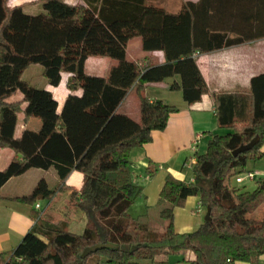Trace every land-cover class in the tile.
<instances>
[{
	"label": "trees",
	"instance_id": "16d2710c",
	"mask_svg": "<svg viewBox=\"0 0 264 264\" xmlns=\"http://www.w3.org/2000/svg\"><path fill=\"white\" fill-rule=\"evenodd\" d=\"M34 3L40 12L28 13L23 5L0 0V148L23 156L0 169V197L10 179L32 168H55L62 189L78 170L84 180L73 198L87 224L81 234L61 225L42 232L32 229L13 252L0 253V264H141L162 251L187 250L195 253L192 264L257 262L264 255V176L253 191L232 187L230 180L246 173L249 161L264 157V72L252 78L248 90L218 97V123L228 132L212 134L207 152L197 157L194 181L167 176L159 198L163 231L129 214L143 192L134 182L130 159L133 149L150 143L153 131L164 130L180 111L151 100L147 84L179 75L180 82L171 83L170 89L182 91L189 104L201 101L209 87L196 54L264 37V0L187 1L177 13L148 0ZM135 37H142L144 50L163 51L164 62L143 66L132 60L127 45ZM92 56L115 60L108 75L87 72ZM35 64L42 65L53 86L64 73L71 74L70 89L79 87L82 95L69 94L60 111L51 90L24 79ZM133 90L140 100L139 121L120 111ZM18 92L24 98L11 101ZM21 113L26 125L38 119L40 129L26 128L16 136ZM257 135L254 148L233 155ZM55 193L41 179L18 199L35 203ZM191 196L211 207L212 219L181 233L175 227L176 208ZM108 243L115 247L82 257L87 247Z\"/></svg>",
	"mask_w": 264,
	"mask_h": 264
},
{
	"label": "crops",
	"instance_id": "0c3cea01",
	"mask_svg": "<svg viewBox=\"0 0 264 264\" xmlns=\"http://www.w3.org/2000/svg\"><path fill=\"white\" fill-rule=\"evenodd\" d=\"M33 1L36 0H10V3L12 6L23 5L24 10L28 13L40 12V5L33 3ZM67 1L72 4L84 3V0ZM187 1L197 2L199 0H148L149 3L162 6L171 13L179 12ZM32 9L36 11H32ZM254 23L256 25L257 21ZM133 39L127 45V54L132 60L143 66L164 62L165 54L163 51H146L143 48L142 37ZM196 58L209 87V93L204 95L201 101L189 104L185 101L182 91L170 89L171 83L180 82L179 75L162 82L147 84L145 93L151 100H163L167 104L177 106L180 111L172 114L168 126L164 130L153 131V140L150 143L133 149L131 153V158L135 155V159L133 158L134 160L131 162L132 164L135 162L132 168L133 173L134 170L144 169L152 172V174L155 171H161L166 176L173 175L186 183L194 180L193 170L187 171L185 163L193 156L198 157V155L207 152L212 134L228 132V130L221 128L218 123V97L222 94L248 90L252 78L264 72V37L211 52L198 53ZM114 63L115 60L110 57L92 56L86 62V70L93 76H106ZM28 69L24 73V79L38 88L51 90L59 103L58 109L60 111L69 94L82 95L83 93L79 87L74 91L70 89L71 74H63V79L58 86L50 85L42 74L39 80L41 83L38 85V82L31 81L35 78L33 73L30 74V79L26 77ZM134 92L136 93L135 90L131 91L122 103L120 111L139 121L140 100L138 95L136 100L132 98ZM23 98L24 94L18 92L10 100H22ZM21 114L18 119L16 136H21L26 128L40 129L41 122L38 119H33L26 125L24 114ZM14 157L23 158L21 154H16L10 148H0V169L6 168ZM248 165L252 168H249ZM246 170L256 173V178L257 176L263 177L264 157L257 161L248 162ZM134 174L136 175V173ZM41 179H45L49 187L56 190L52 197H46L49 201L45 206L40 202V199L35 203L18 199L30 194ZM83 180V173L74 170L65 181V189H62L63 185L53 167L49 169L32 168L26 173L10 179L1 189L0 253L9 254L13 252L24 236L32 229L42 232L46 226L61 225L65 230L78 234L83 233L87 219L73 198V192L81 189ZM13 183L23 184V187H13ZM200 203L199 196L189 197L185 207L195 204V212L192 214L198 213L197 215H200L201 212L198 211ZM179 213L177 217H179ZM185 213L187 212L185 211ZM192 214L187 213L189 221L185 222V230H188L187 228L191 225L194 226L193 231H195L205 221L199 222ZM162 225L166 226L165 224ZM173 255L169 254L161 259L156 258L154 261L142 264H192L195 259L193 251H184ZM235 264H264V255L254 263L236 261Z\"/></svg>",
	"mask_w": 264,
	"mask_h": 264
},
{
	"label": "rangeland",
	"instance_id": "374dc122",
	"mask_svg": "<svg viewBox=\"0 0 264 264\" xmlns=\"http://www.w3.org/2000/svg\"><path fill=\"white\" fill-rule=\"evenodd\" d=\"M34 2L35 1H33V3ZM32 11H36V10L32 9ZM43 72H44V68L42 67V65L40 64L31 65L27 71L26 77L30 79V74L33 73L35 75L34 76L35 78H33V80L31 81L35 83L38 82L39 83L38 85H40L41 82L39 80L42 77ZM64 74H69V73H64ZM132 98L135 100L137 99V94L135 92L132 94ZM133 158L135 159V155L133 156ZM133 158L130 159L131 162L132 160H134ZM249 162H252V161H249ZM133 164H135V162ZM133 164L131 163L132 165L131 171H132L134 182H136L142 188L143 192H142V195L138 197L135 200V202L132 204V206L130 207L129 214L135 220L147 222L153 228L163 231L165 229V226L162 224H165V222L163 221V219H161L160 214H159V210H160L159 198H160V193L163 189L167 176L164 173H161V171L160 172L155 171L153 174H151L147 170H144V169L134 170V173H136L135 175L132 169L134 166ZM251 164L250 166H252ZM250 166L249 168H252ZM190 170L192 169L187 168V171L190 172ZM241 175H243L244 177V182L243 183L237 182L236 181L237 176H234L230 180V185L232 187H238L242 191H253L258 187L257 181L259 180L260 176H257V178L254 181H249L245 173H241ZM137 176H140V177H137ZM13 184H14L13 187L23 185V184L19 185L18 183H13ZM191 197L193 198L194 196H191ZM48 201L49 200L47 198L40 199V202L44 206L47 204ZM185 206H186V202L183 205L178 206L176 208L175 227H176V230L181 231V233L185 231L191 232L194 230V226L190 225L189 228H187L188 230H185L184 226L186 224L185 222L189 221V217L187 213L192 214V212H195L194 211L195 204L192 206L190 205L189 207H185ZM185 211L187 213H185ZM179 212H184V213L180 214ZM178 213L180 214L179 217H177ZM206 213H207V210L205 207H203L200 215H197L198 213H193L192 215L195 216L199 222H202L205 220ZM46 217L48 218V216ZM187 251L192 252L191 250H187ZM166 255H169V254L168 253L165 254V252L162 251L160 254H158L157 259L158 258L161 259L163 258V256H166ZM148 262H151V261H148ZM143 263H146V262H143Z\"/></svg>",
	"mask_w": 264,
	"mask_h": 264
},
{
	"label": "water",
	"instance_id": "95a60500",
	"mask_svg": "<svg viewBox=\"0 0 264 264\" xmlns=\"http://www.w3.org/2000/svg\"><path fill=\"white\" fill-rule=\"evenodd\" d=\"M260 141V135H257L253 140H251L249 143L247 144H242L240 147H238L236 150L233 151V155L234 156H237L243 152H246V151H249L251 150L252 148H254L255 145H257ZM211 212H212V209L211 207L209 206L207 208V213H206V217H205V221H210L212 219V216H211ZM105 247H115V245L113 244H98V245H95V246H90V247H87L84 251H83V254H82V257L85 258L87 257L88 255H90L92 252H95L101 248H105ZM135 249V248H134Z\"/></svg>",
	"mask_w": 264,
	"mask_h": 264
},
{
	"label": "built area",
	"instance_id": "2783aa9c",
	"mask_svg": "<svg viewBox=\"0 0 264 264\" xmlns=\"http://www.w3.org/2000/svg\"><path fill=\"white\" fill-rule=\"evenodd\" d=\"M197 54H198V53H197ZM197 54H196V55H197ZM194 150H195V148H194ZM197 160H198L197 157H196V156H193L192 158H190V159L185 163V167L194 170V166L196 165ZM246 176H247V178H248L249 180H255V179H256V173L251 172V171L246 172ZM193 181H194V180H193ZM193 181H192V182H193ZM236 181L239 182V183H242V182L244 181V177H243V175L237 176ZM37 206L39 207L40 205L38 204ZM203 207H204L203 204L200 203V206L198 207V211L201 212Z\"/></svg>",
	"mask_w": 264,
	"mask_h": 264
}]
</instances>
